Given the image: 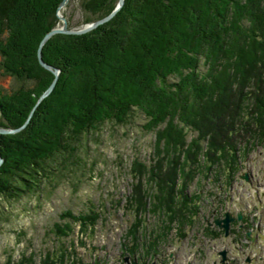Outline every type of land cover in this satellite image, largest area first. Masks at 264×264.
<instances>
[{"label": "trees", "instance_id": "trees-1", "mask_svg": "<svg viewBox=\"0 0 264 264\" xmlns=\"http://www.w3.org/2000/svg\"><path fill=\"white\" fill-rule=\"evenodd\" d=\"M61 1L0 0L1 127L22 125L54 78L39 63L37 48L57 23ZM117 1L82 0L85 22L102 18ZM43 52L62 72L34 122L17 134H0L6 159L0 203L40 194L64 172H82L100 132L129 128L145 116L143 128L156 138L151 186L143 177L147 164L136 158L131 166L138 215L162 185L172 197L201 142H225L211 141L212 148L202 151L206 160L198 168L205 172L208 162L222 158L210 150L230 152L234 162L228 139L264 124V0H126L111 21L85 34H57ZM6 75L33 83L13 92L11 83H1ZM90 215L96 221L101 213L92 209ZM86 219L82 214L77 222Z\"/></svg>", "mask_w": 264, "mask_h": 264}, {"label": "rangeland", "instance_id": "rangeland-1", "mask_svg": "<svg viewBox=\"0 0 264 264\" xmlns=\"http://www.w3.org/2000/svg\"><path fill=\"white\" fill-rule=\"evenodd\" d=\"M118 3L119 0L105 16L109 15ZM60 4L56 13L58 21L52 29L63 25L62 15L67 19L69 29L80 28L90 23L85 22L86 13L82 7V0H69L62 9H60ZM118 13L109 21L114 19ZM57 34L60 33L48 38L46 44ZM59 69L60 78L62 70ZM1 83L7 86L11 83L12 90L15 92L23 86L25 89L29 88L33 81L6 75ZM57 83L48 96L41 101L38 97L34 105L26 112L27 117L22 125L35 108L25 127L10 132L9 130L16 128L0 126V129L8 130L0 134L8 136L26 130L34 122L37 109L56 89ZM145 122V116H139L137 122L132 124L130 122L134 126L118 127V130L115 128V133L114 128L111 131L100 132L97 141L90 149L88 165L83 162L85 169L82 172L79 170L77 174H74L75 176L72 172H69L70 174L64 172L60 174L59 179L48 183L40 194L26 193L22 197L2 201L0 203V264H7L8 261L12 264H70L71 261L73 264H104L102 262H105L107 258V264H119V261H121L120 264H134L135 262L136 264H186L183 258L189 254H194L192 259L197 263L213 264L217 255L216 251L212 253V247L216 250L219 245L216 248L212 241V245H206L207 239L204 242L203 237L208 231L212 235L216 231L209 225L205 230L206 220L200 212L202 208L209 211L205 216L207 221H211L210 216L218 211L220 203L225 202L223 196L225 197L227 179H232L236 186L241 181V171L247 172L251 179L253 166L243 167L238 162L239 158H245L242 155L246 149L245 140L248 139L250 142L248 144L250 150L255 148L247 155L259 161L255 162L258 165L255 166L256 169L263 167L264 170V141H261L264 137V124L259 125L260 128L253 125L248 133L228 139L230 146L234 145V157L238 158L230 162L232 153L226 151L222 158H215L212 163L208 162L206 173L198 168V164L206 160L202 151H209L212 148L211 141L215 140L213 144L219 145L225 142L223 137L211 139L208 144L201 142L199 157L192 155L185 162L186 171L182 175V186L180 180L171 198V194L167 195L170 189H166L164 185L154 190V193L149 196L147 207L137 215L133 210L136 205L133 207V204L139 194L133 192L134 177L130 174L131 166L136 158L146 163V170H144L146 173L142 176L146 179V186H151L149 180L156 138L154 131H146V128H143ZM236 125L239 123L236 122ZM236 125L235 128H237ZM192 136L193 132L189 131L188 143L192 141ZM210 153L221 157L219 152L210 150ZM1 157L3 161L0 168L6 161L2 155ZM86 167L90 172L86 173ZM182 187H186L185 190ZM197 189L201 191V194L197 195ZM203 190L207 191V197L203 196ZM92 209L101 213V216L95 218L96 221L87 217ZM82 214L87 219L80 224L77 221H80ZM171 216L175 222L169 221L172 220ZM189 217L193 220L191 222L193 226L189 222ZM186 220L189 223L183 225L182 222ZM91 221H95V224L91 227L87 225L84 227L85 223ZM178 221H182V229L178 228ZM163 242L164 245L161 246ZM131 246L136 249V254L129 249ZM201 251L202 254L198 261L196 258ZM118 253H122L123 256L118 258ZM124 257L128 260L125 261ZM262 264H264V259Z\"/></svg>", "mask_w": 264, "mask_h": 264}, {"label": "water", "instance_id": "water-1", "mask_svg": "<svg viewBox=\"0 0 264 264\" xmlns=\"http://www.w3.org/2000/svg\"><path fill=\"white\" fill-rule=\"evenodd\" d=\"M68 1L69 0H62L61 4H60V9L64 8L67 4H68ZM125 3V0H119V3L117 5V7L107 16H104L103 18L99 19V20H96V21H93V22H90V23H87L85 24L84 26L80 27V28H68V22H67V19L66 17H64L63 15L61 16L62 20H63V25L61 27H57V28H54L52 29L51 31H48L45 36L42 38L41 42H40V45H39V48H38V58H39V63L46 69L48 70H51L54 74H55V78L53 79V81L50 83V85L47 87V89L41 94L40 96V99L39 101H41L44 97L48 96L52 90L55 88L56 86V83L58 81V78H59V74H60V69L50 63H48L44 57H43V53H42V50H43V47L44 45L46 44V41L48 40V38H50L52 35L56 34V33H69V34H81V33H85L87 31H90L92 30L93 28L109 21L111 18H113L117 13L118 11L122 8V6L124 5ZM37 105H35L36 107ZM35 110V108H34ZM33 110V111H34ZM33 111L31 113V115L29 116L28 120L20 127L16 128V129H13V130H9L10 132L11 131H17V130H20L22 129L23 127H25L32 114H33ZM0 132H8V130L6 129H0ZM3 159L0 155V164L2 163Z\"/></svg>", "mask_w": 264, "mask_h": 264}, {"label": "bare ground", "instance_id": "bare-ground-1", "mask_svg": "<svg viewBox=\"0 0 264 264\" xmlns=\"http://www.w3.org/2000/svg\"><path fill=\"white\" fill-rule=\"evenodd\" d=\"M63 45V44H62ZM225 68V67H224ZM66 69V68H65ZM62 70V69H61ZM17 77V76H16ZM162 95V94H161ZM28 98V97H27ZM45 98V97H44ZM43 98V99H44ZM31 99V98H30ZM170 99H172V98H170ZM173 102H175V101H173ZM140 106V105H139ZM148 108H149V106H148ZM148 114H149V112H148ZM152 120V119H151ZM180 120V119H179ZM144 127V126H143ZM168 137V136H167ZM158 151V150H157ZM222 157V156H221ZM219 159V158H218ZM234 160V159H233ZM236 161V160H235ZM168 163V162H167ZM206 169H208V168H206ZM214 169V168H213ZM189 173V172H188ZM152 174V173H151ZM221 174V173H220ZM223 175V174H222ZM153 177V176H152ZM159 180V179H158ZM158 184V183H157ZM221 187V186H220ZM183 188V187H182ZM171 200V199H170ZM184 201V200H183ZM183 204V203H182ZM185 204V203H184ZM193 212V211H192ZM170 226V225H169ZM189 232V231H188ZM159 233V232H158ZM161 240V239H160ZM188 255V254H187ZM166 261V260H165Z\"/></svg>", "mask_w": 264, "mask_h": 264}]
</instances>
